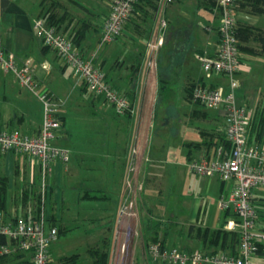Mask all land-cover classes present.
I'll return each mask as SVG.
<instances>
[{
  "label": "crops",
  "instance_id": "crops-1",
  "mask_svg": "<svg viewBox=\"0 0 264 264\" xmlns=\"http://www.w3.org/2000/svg\"><path fill=\"white\" fill-rule=\"evenodd\" d=\"M69 1L75 5V7H78L80 15L73 12L68 3L63 0H0V44L3 45L6 50L15 54L18 66H22L26 61L30 60L34 77L43 87L52 92L54 101L59 108L64 105L66 98L68 97L66 96L67 90L65 89L63 80L66 78V72L70 66L63 61L55 49L44 44L35 29V20L38 17L45 16L44 12H47V10H52L60 18L61 16H64L61 23L57 24L60 27V31L66 35L73 36L76 33V30L85 27V35L82 38L79 47L84 51L86 56H91V53L94 50L91 44L85 43L86 35L92 27H95V41L98 42L104 20L111 9L110 2L108 3V6L105 7L106 12L98 21L97 16L99 13L94 12V10L90 9L82 1ZM173 2L174 0L165 3L159 1L155 12L150 9L147 3L141 2L140 5L143 9H141L139 13L137 12V14H133V16L127 20L122 35L114 41L116 42L120 38L126 39L125 47L129 52L126 59L122 60L119 56L111 65L110 69L104 68L106 59L103 58L101 60V51L97 52L96 58L94 59L95 63L106 71L108 80L117 88L124 91L130 98L132 104L131 111L126 113L116 112L119 114V117L117 121H113L115 126V141L112 144H117V151L119 153L115 154L117 157L116 161H118L116 162V166H114V168L112 167L110 170L112 174L109 177V180H96L94 170L96 169V154L98 153H96V148L92 146L93 141L87 140L90 143L83 145H76L71 142L70 131L66 130L67 116L65 113L60 112V116L63 120V128L58 131L55 142L63 146H68L71 149V155L68 162H55L53 164L52 171L46 177V184H48L46 200L43 199L48 216L59 229V236L66 234L73 226H79L81 223L79 212L78 214L72 212L69 215L66 213L69 211L67 203L73 202L71 197L67 196L69 194L62 189V187H68L70 190H78V194L76 195L78 198L86 196L89 198L96 197L101 199L99 204H96V217L86 216L83 217L82 220H89L90 222H96L97 224L88 230L90 231L88 236L94 233L96 234V230L98 231L99 229L102 231L108 230L110 234L104 235L109 237L104 239H109L110 243H113L112 238L117 219V208L122 199V191L128 167L132 162L133 146L137 147L138 154L140 155L138 180L143 184L145 183V186L151 181L158 180V176L155 174L150 175V177L148 176V168L145 169L146 172H144V168L143 171L141 169L143 160H147L145 150L146 147L148 148L149 132L153 125V120H150V113L147 112L146 117L143 115L145 106L143 103L146 100H142V93L144 90L145 92H148L149 89V84L147 83L146 85L145 83V80L148 81L149 79V74L147 72L146 45L156 33L160 21L165 19L169 28L166 29L164 42L166 43L168 40L169 44L174 46L172 49L173 53L170 52L171 61L169 64L174 65V68L169 69V66H167L159 72L162 76L158 79V86L161 89L160 83L162 82H160V79H162V89H164L168 84L167 80L170 81V84L173 83V74H176L177 71L180 70L182 63L189 59L190 52L194 57L196 52L199 51L213 54L217 50L219 41V15L216 12L215 7L209 8L205 0H199L201 6L208 9L213 15L214 21L210 22V24H205L200 28L197 27L194 29L187 18H178L176 26L171 24L177 13L176 12L171 16H168L167 14L169 10L173 9L171 8ZM257 15L258 14L256 13L250 12L247 6H238L235 9L237 25H253L257 29L264 31V28L258 25L259 20ZM241 43H244V41ZM247 43L248 45L257 48V50L260 49L261 45L256 40H248ZM261 54H264V52H241L242 66L237 75L240 82L237 89V97L239 103L245 104L250 109L264 106V102L260 99L261 96L254 95L255 85L259 84L257 81V68H255L256 72L251 73L253 67L249 63L252 57ZM195 59L197 58L195 57ZM60 60L63 62L61 63ZM72 72L78 78L77 86H80V90L90 91L81 77L73 69ZM117 72L122 73L118 75ZM164 75L167 76V78H165ZM223 78L225 77L223 76ZM196 79L197 78L188 76L186 87L190 82ZM223 85L226 84L223 83ZM77 86L76 88H78ZM65 90L66 92L62 93V91ZM185 94V97H187L189 101L195 103L188 97L187 90ZM99 98V96L92 93L90 102L93 109L94 107L96 108V101ZM106 103L109 102L103 99L102 105L105 106ZM175 106V101L172 103L173 110L170 109V106L168 105V111L171 115L175 113ZM219 108L224 112V115L221 114L220 111L215 115H210L207 110L200 108H194L191 111L184 113L186 115L185 118L190 120L196 118L204 123V125L198 126L197 128L201 138H198V140H184V144L189 146L187 152V165L192 159L201 158L204 155L212 153L215 149V144L220 142L219 134L225 132V109L223 107H216L215 109L219 110ZM93 109L91 107L89 108L90 115L92 116H86V121L93 122L94 118L96 119V110ZM103 117H105L104 113ZM252 117V123L258 120L254 113H252ZM110 120L112 119L110 118ZM42 121L43 104L38 96L28 87L20 83L17 73L14 70L5 71L0 68V127L7 129L19 128L23 132L36 134L40 130ZM250 139L251 141L264 145V129H260L259 126L254 127L252 124L250 128ZM90 145L92 147H90ZM124 153H126L127 157L125 161H122L121 158ZM0 176L6 177L8 183L7 209L1 214L3 217L9 218L11 216L22 214L31 217L36 216L39 211H41L43 205L42 167L36 158H33L27 153L1 151ZM203 177L206 178V180L208 178L218 179L220 183V198L230 192L232 187L230 181H224L215 175H203ZM53 184L59 185L58 188L55 189ZM95 190H97V193H93L96 192ZM162 193L163 190L161 191V194ZM139 197L138 207L141 215V212L146 210L144 204L146 200L142 192ZM156 201L154 200V206L152 208H147V211H152L153 218L156 217L154 211L158 208V202L156 203ZM198 205L199 206L195 211V217H192L188 224L189 236L195 237L193 234H190L189 228L191 225H194L195 227H209L210 229L224 228L228 218L225 210L223 225L212 228L203 224L202 221H199L202 217V207L201 204ZM157 217H160L161 220L164 218V215L160 216L159 214ZM204 220L206 219L204 218ZM141 221L140 236L143 243L139 246L135 244L134 248L136 250H139V247L142 249V252L146 249V237L153 232H158L159 237L162 239L166 237L167 243L171 233L169 235L166 230L161 236V228L156 227L151 231V225L148 223L146 227H144V222L143 220ZM175 230H177V235L181 233L178 229ZM173 245H175V241L173 242ZM63 256L66 255H62L61 257ZM61 257H59V259Z\"/></svg>",
  "mask_w": 264,
  "mask_h": 264
},
{
  "label": "built area",
  "instance_id": "built-area-1",
  "mask_svg": "<svg viewBox=\"0 0 264 264\" xmlns=\"http://www.w3.org/2000/svg\"><path fill=\"white\" fill-rule=\"evenodd\" d=\"M136 1L113 0L103 23L98 49L122 35ZM159 1L165 3L173 0ZM238 1L216 0L215 10L219 15L217 50L213 54H195L208 75L219 73L227 79V84L197 80L191 92L194 102L208 108L225 109L227 144L220 141L212 153L188 163L193 172L206 176L215 175L232 183L230 192L220 198L219 205L227 212L224 228L239 234L236 252H214L203 246L177 247L152 241L143 250L146 264H264V198L255 193V188L264 187V145L251 141L252 113L248 106L238 102L237 97L240 85L237 75L242 66L235 16ZM34 23L44 44L56 50L94 95L111 103L117 113L132 110L127 94L113 85L108 80L106 71L95 63L99 50L86 56L68 35L48 24L43 17H38ZM166 26V20L162 19L156 33L147 43V64H150L152 70L157 67L156 58L165 41L163 31ZM0 68L5 71L14 70L20 83L36 94L43 104V121L38 133L29 134L19 128L0 127V150L27 153L36 158L42 167L43 179V205L36 216L22 214L5 218L0 215V233L7 238L6 242L0 244V254L9 255L21 251L29 254L32 264H51L50 247L58 239L59 229L48 216L43 199L46 200V177L52 171L53 164L65 163L70 159L69 149L55 142L58 131L63 128V120L57 111L52 92L34 77L30 60L18 66L15 54L0 44ZM132 156L122 199L117 208L108 264H130L128 256L132 250L128 247L126 235H131L134 229L128 226V220H134L136 228L139 226L138 202L143 183L138 180L140 155L137 147H132ZM115 242L117 244L114 247Z\"/></svg>",
  "mask_w": 264,
  "mask_h": 264
},
{
  "label": "rangeland",
  "instance_id": "rangeland-1",
  "mask_svg": "<svg viewBox=\"0 0 264 264\" xmlns=\"http://www.w3.org/2000/svg\"><path fill=\"white\" fill-rule=\"evenodd\" d=\"M63 1L68 3L73 12L80 15L78 7H75L69 0ZM80 1L94 10V12L99 13L97 16L98 21L106 12L105 7L108 6V3L111 2L112 4L113 2L112 0ZM171 8L173 9L169 10L167 13L168 16L177 12L171 22L174 26L177 25L178 18H187L194 29L214 21L213 15L208 9L201 6L199 0H174ZM257 17L259 20L258 25L264 28V13L258 14ZM167 28H169L168 25L163 31L165 37ZM95 38L96 30L95 27H92L86 35L85 43L91 44L93 50L101 51V60L103 58L106 59L104 65L105 69H110L111 65L119 56L122 60L128 57L129 52L125 47L126 39L120 38L116 42H109L101 47L100 50L98 49V42L95 41ZM173 48L174 46L172 44L170 45L167 40L159 49L156 58L157 67L152 70L150 64H147L149 79L148 81L145 80V83L146 85L147 83L149 84V89L148 92L144 90L142 93V100H146L143 103L145 104L143 115L146 117L147 112H149L150 120H153V125L149 132L148 148L146 147L145 150L147 160H143L141 169L143 171L144 168V172H146L145 169L148 168V176L150 177V175L155 174L158 176V180L151 181L146 186L145 183L143 184L142 193L146 200L144 203L146 210L141 212L139 226L136 228L134 220H128V226L134 229L131 235H126L128 238V247L134 252H130V256H128V263L130 264H146V257L142 249H140V247L139 250L134 248L135 244L139 246L143 243L140 236L141 220L144 222V227H146L148 223L151 225V231L156 227L161 228V236L166 230L169 235L171 233L168 240L169 242L167 241L168 245H173L175 241V246L188 248H199L202 246L199 239L188 235V224L191 218L195 217L196 208L199 206L198 204H201L202 207V217L199 221H202L203 224L214 228L223 225L224 220V210L219 206L220 183L218 179L208 178L209 180H206L203 175L191 172L187 165V152L189 146L184 144V140H198V138H201L197 128L198 126L204 125V123L196 118L192 120L185 118L186 115L184 113L194 108H200L207 110L210 115H215L218 111L224 115V112H222L220 108L219 110L208 108L203 104L193 103L185 97L188 76L197 79L202 76L207 82L214 84H227L228 81L219 73L208 75L202 69L200 62L195 59L194 55L190 52L189 59L182 63L180 70L177 71L176 74H173V83L170 84V81L167 80V86H165L164 89H160L158 86V79L162 75L159 72L167 66H169V69L174 68V65H169L171 61L170 52L173 53ZM63 61L60 60L61 63ZM249 63L253 67L251 73L256 72L255 68H257L258 72L257 81L259 84L255 85L254 95L261 96L260 99L264 102V54L252 57ZM120 73L117 72L118 75H120ZM65 77L63 84L67 92L65 90L62 91V93L66 92V96L68 97L63 106L60 108L57 106V111L59 114L63 112L67 116L66 130L70 131L71 142L76 145H83L90 143L87 140L93 141L92 146L96 148V153H98L96 154V169L94 170L96 180L107 181L112 174L110 171L111 168H114L118 161H116L117 157L115 155L119 153L117 151V144L112 143L115 141V126L113 121H117L119 114L116 113L111 103H106L105 106H103V98L100 97L96 101V108L94 107L96 110V119L94 118L93 122L86 121V116H92L89 111L90 107L93 109L90 102L92 93L90 91L80 90V86H77L78 78L72 72L71 67L67 70ZM164 77L167 78L165 75ZM76 86L78 88H76ZM173 101H175L176 106L175 113L171 115L168 111V105L170 109L173 110ZM251 110L258 118L257 122L254 121L252 124L257 127L259 125L260 129H264V106H259L255 109H250V111ZM103 113L105 117H103ZM109 117L112 120H110ZM92 146L90 145V147ZM66 147L71 152V149L68 146ZM126 157V153H124L121 158L122 161H125ZM53 186L57 189L59 185L53 184ZM62 189L69 194L67 196L71 197V200H73V202L67 203L69 211L66 213L69 215L72 212L77 214L79 212L81 223L79 226H73L66 234L58 236V239L52 243L50 247L51 264H62L59 257L62 255H71L73 253L79 254V259L75 264H92V257L88 250L101 244L104 238L109 237L104 234L109 235L110 233L108 230L102 231L99 229L98 231L96 230V234L94 233L88 236L90 233L88 230L97 224L89 220H82V218L86 216L96 217V204H99L101 199L96 197L89 198L86 196L78 198L76 197L78 194L77 189L70 190L68 187H62ZM162 190L163 193L161 194ZM95 191L96 192L93 193H97V190ZM255 193L257 196L264 198V187L255 188ZM154 200H157L156 203L158 202V208L154 211L156 217L153 218L152 211H147V208H152L154 206ZM159 214L160 216L164 215V218L160 220V217H157ZM204 218L206 220H204ZM175 229H178L181 233L177 235V230ZM123 237L125 236L123 235ZM115 244L117 243H114V247ZM110 247L111 243L109 248ZM17 253L24 252L15 251L12 254L15 255ZM24 255L27 258L30 257L28 253H24Z\"/></svg>",
  "mask_w": 264,
  "mask_h": 264
},
{
  "label": "trees",
  "instance_id": "trees-1",
  "mask_svg": "<svg viewBox=\"0 0 264 264\" xmlns=\"http://www.w3.org/2000/svg\"><path fill=\"white\" fill-rule=\"evenodd\" d=\"M141 2L147 3L150 9H152V11L155 12V10L158 7L159 0H137L134 6V10L132 14L129 15L127 20H129L131 16H133V14L135 15L137 14V12L139 13L140 10L143 9L141 8L140 5ZM205 2L209 8L216 6V0H205ZM238 6H247L249 11L252 13H256V14L264 13V0H239L236 7ZM44 13L45 16L43 15L41 17H43L48 24L53 25L58 30H60V27L58 26L57 23H61V20L63 19L64 16H61L60 18L52 10H47V12ZM85 31L86 28L82 27L76 30V33L73 36H69V37L78 46H80L81 40L85 35L84 34ZM237 36L239 39L238 44H239L240 52H249V53L264 52V31L257 29L253 25L239 24L237 27ZM248 40H256L257 42H259L261 45L260 49L257 50V48L248 45L247 43ZM243 41L244 43H241ZM197 80L203 81L204 78L201 76ZM197 80L190 82L189 85L186 87L189 98H191V92ZM160 82L163 83V80L160 79ZM162 83H160L161 88L163 87ZM219 140L227 144L225 132L219 134ZM7 190H8L7 179L6 177L0 176V215L3 213V211L7 209ZM189 231L190 234H193L196 238L200 239L203 247L207 249H210L214 252L218 250H224L232 253L236 252V248L239 241V234L236 231H229L224 228L210 229L209 227H200V226L195 227L194 225L190 226ZM6 241L7 238L0 233V244ZM152 241H161L162 243L165 244L166 237L162 239L159 237L158 232H153L146 237V246ZM109 246H110L109 239H104L101 244L97 245V247L88 250L90 251V255L92 257V264H108L109 254H110ZM24 253H17L15 255L0 254V264H32L30 257L27 258L24 255ZM78 259H79V254L73 253L71 255H66L61 257L60 261L62 264H75Z\"/></svg>",
  "mask_w": 264,
  "mask_h": 264
}]
</instances>
